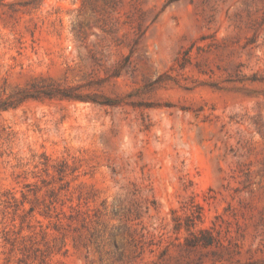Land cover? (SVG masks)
<instances>
[{"label":"rangeland","instance_id":"1","mask_svg":"<svg viewBox=\"0 0 264 264\" xmlns=\"http://www.w3.org/2000/svg\"><path fill=\"white\" fill-rule=\"evenodd\" d=\"M0 264H264V0H0Z\"/></svg>","mask_w":264,"mask_h":264}]
</instances>
